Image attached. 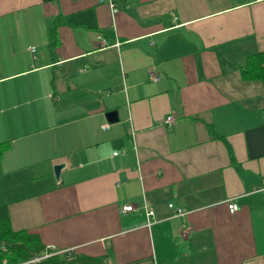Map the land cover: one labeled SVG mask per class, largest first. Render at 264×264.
<instances>
[{
  "label": "crops",
  "instance_id": "1",
  "mask_svg": "<svg viewBox=\"0 0 264 264\" xmlns=\"http://www.w3.org/2000/svg\"><path fill=\"white\" fill-rule=\"evenodd\" d=\"M116 4L0 0L12 228L106 264H264V81L241 70L264 0Z\"/></svg>",
  "mask_w": 264,
  "mask_h": 264
},
{
  "label": "trees",
  "instance_id": "2",
  "mask_svg": "<svg viewBox=\"0 0 264 264\" xmlns=\"http://www.w3.org/2000/svg\"><path fill=\"white\" fill-rule=\"evenodd\" d=\"M56 22L58 23V20ZM56 22H54L55 25ZM53 35L55 37V34ZM53 46H55L54 39L51 49ZM52 51L54 52L53 49ZM241 70L246 79L264 81V52L250 56ZM6 147L7 145L0 144V157ZM46 253L50 255L45 257ZM5 260L7 264H106L100 258L86 256L69 258L66 253H53L37 234L23 229H13L7 206L0 205V264H4Z\"/></svg>",
  "mask_w": 264,
  "mask_h": 264
},
{
  "label": "built area",
  "instance_id": "3",
  "mask_svg": "<svg viewBox=\"0 0 264 264\" xmlns=\"http://www.w3.org/2000/svg\"><path fill=\"white\" fill-rule=\"evenodd\" d=\"M98 1H99V3H107L109 5V7H110V9H111V11H112L113 14L118 12V6L116 4V0H98ZM120 45H121V42H117L116 43V46H120ZM28 50H30L31 52H34L36 50V48L35 47H29ZM152 79L157 80L158 78L157 77H152ZM173 121H174V117H172V116H168L166 118V120H165V122L167 124H172ZM108 127H109V124L108 123H105L103 125V128L104 129H106ZM117 154H118V152H115L114 153V155H117ZM170 207H172L171 204H170ZM228 208H229V210L232 213H234L235 211H237L239 209V206H238V204H236L234 202H230V203H228ZM144 209H145V212H146V215H147L148 218L154 217V210L152 208H150L147 205H145L144 206ZM133 210H135V208L132 205H127V206L123 207V211L124 212H126V211H133ZM176 214L177 215H182V210L181 209H177L176 210ZM185 234H186V231H185ZM49 255H50L49 253H46L45 254V257H47ZM37 260H39V259H37ZM3 263L4 264H7V261L5 260Z\"/></svg>",
  "mask_w": 264,
  "mask_h": 264
},
{
  "label": "water",
  "instance_id": "4",
  "mask_svg": "<svg viewBox=\"0 0 264 264\" xmlns=\"http://www.w3.org/2000/svg\"><path fill=\"white\" fill-rule=\"evenodd\" d=\"M107 119L110 121V122H116L118 120V117H117V111H109L107 114ZM64 167V164L63 163H58L56 165H54V174H55V177L57 179H59L60 177V172L62 170V168Z\"/></svg>",
  "mask_w": 264,
  "mask_h": 264
}]
</instances>
